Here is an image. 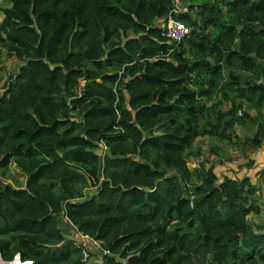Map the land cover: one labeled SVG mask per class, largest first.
Returning <instances> with one entry per match:
<instances>
[{
    "label": "trees",
    "instance_id": "trees-1",
    "mask_svg": "<svg viewBox=\"0 0 264 264\" xmlns=\"http://www.w3.org/2000/svg\"><path fill=\"white\" fill-rule=\"evenodd\" d=\"M177 1L179 42L159 23ZM9 2L0 47L23 64L0 90V171L27 178H0L2 258L85 264L77 230L107 264H264L250 217L264 168L255 181L186 159L199 137L219 154L237 126L264 145V0Z\"/></svg>",
    "mask_w": 264,
    "mask_h": 264
},
{
    "label": "rangeland",
    "instance_id": "rangeland-1",
    "mask_svg": "<svg viewBox=\"0 0 264 264\" xmlns=\"http://www.w3.org/2000/svg\"><path fill=\"white\" fill-rule=\"evenodd\" d=\"M180 2V1H179ZM182 4V2H180ZM160 24H164V21L161 20ZM21 62L18 59L12 58L8 55V53L3 51V66L0 70V73L3 72L4 76L8 77L10 74L18 71ZM7 79V78H6ZM6 82V80H5ZM5 82L1 85L0 90L3 91V87ZM229 103H224L223 108H228ZM264 116V109L262 112ZM262 122L263 120L260 119ZM260 122V123H261ZM165 126H161L156 131L159 133L163 130ZM251 134V131L247 126H237L236 127V135L233 137V141L230 144L227 143H219L220 153L213 154L211 151V141L207 137H199L196 139L192 148L188 150V152L194 153L195 156H187V163L191 169L196 167H200V163H204L206 167L214 164L219 167V170L223 173L229 174L233 177H243L245 175H251L252 170H256V167L264 166V145L258 149H253L252 147L244 144V138ZM200 155H196L198 153ZM263 154V156H262ZM263 160V163L260 162ZM254 161V164L250 163ZM224 162V165L220 163ZM262 163V165H260ZM263 169V168H262ZM255 174V173H254ZM258 174V173H257ZM256 174L254 180L256 181ZM0 178L12 185L24 186L26 183V175L22 173L15 164H11L7 170L0 171ZM198 180L197 177H194V181ZM96 188L92 186H88L85 189L86 196H89L95 193ZM264 200V198L262 199ZM253 220L258 222H263L264 220V212L259 216H250ZM69 235H74V232H70ZM70 237V236H69Z\"/></svg>",
    "mask_w": 264,
    "mask_h": 264
},
{
    "label": "built area",
    "instance_id": "built-area-1",
    "mask_svg": "<svg viewBox=\"0 0 264 264\" xmlns=\"http://www.w3.org/2000/svg\"><path fill=\"white\" fill-rule=\"evenodd\" d=\"M185 11H187V8L183 7L180 2L177 1L175 8L165 19H162L164 21V24H162V35L169 41L179 42L189 34L190 27L178 17L179 14ZM3 51L4 49L0 47V70L3 66ZM239 113L241 114L242 111L240 110ZM73 232L74 235H68V237L70 236V238L75 240L78 245L82 246V261L85 264H107L106 256L111 255L110 250L104 248L100 241L95 240L92 237L84 235L77 230H74ZM16 257L20 256L17 255ZM24 263L32 264V261H26Z\"/></svg>",
    "mask_w": 264,
    "mask_h": 264
},
{
    "label": "crops",
    "instance_id": "crops-1",
    "mask_svg": "<svg viewBox=\"0 0 264 264\" xmlns=\"http://www.w3.org/2000/svg\"><path fill=\"white\" fill-rule=\"evenodd\" d=\"M9 4H10L9 0H1V1H0V7H6V6H8ZM12 58H14V57H12ZM15 59H17V58H15ZM18 60L21 62V65H22V64H23V61L20 60V59H18ZM21 65H20V66H21ZM6 78H7V77L4 76V73L1 72V73H0V83H1V85L5 82ZM262 156H263V154H262ZM260 162L263 163V160H260ZM262 163H261L260 165H262ZM262 168H264V166H263V167H262V166L256 167V170H252V171H251V173H253V174H251V175H254V177H255V174L257 175V176H256V181L260 180V172H261ZM254 173H255V174H254ZM257 173H258V174H257Z\"/></svg>",
    "mask_w": 264,
    "mask_h": 264
},
{
    "label": "bare ground",
    "instance_id": "bare-ground-1",
    "mask_svg": "<svg viewBox=\"0 0 264 264\" xmlns=\"http://www.w3.org/2000/svg\"><path fill=\"white\" fill-rule=\"evenodd\" d=\"M0 264H29V263H22L21 260L19 261L18 259H15L13 262H0Z\"/></svg>",
    "mask_w": 264,
    "mask_h": 264
},
{
    "label": "water",
    "instance_id": "water-1",
    "mask_svg": "<svg viewBox=\"0 0 264 264\" xmlns=\"http://www.w3.org/2000/svg\"><path fill=\"white\" fill-rule=\"evenodd\" d=\"M18 258V260L20 261V257H16L15 259H17ZM14 259V260H15ZM14 260H12V261H6V260H4L3 258H2V256L0 255V262L2 261V262H8V263H10V262H13Z\"/></svg>",
    "mask_w": 264,
    "mask_h": 264
}]
</instances>
